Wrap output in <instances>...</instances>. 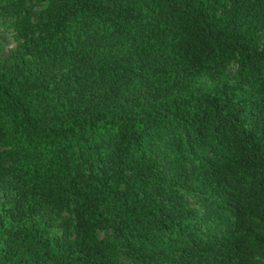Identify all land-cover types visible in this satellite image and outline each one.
<instances>
[{
    "label": "trees",
    "instance_id": "1",
    "mask_svg": "<svg viewBox=\"0 0 264 264\" xmlns=\"http://www.w3.org/2000/svg\"><path fill=\"white\" fill-rule=\"evenodd\" d=\"M28 4L0 47V264H262L264 0Z\"/></svg>",
    "mask_w": 264,
    "mask_h": 264
},
{
    "label": "rangeland",
    "instance_id": "2",
    "mask_svg": "<svg viewBox=\"0 0 264 264\" xmlns=\"http://www.w3.org/2000/svg\"><path fill=\"white\" fill-rule=\"evenodd\" d=\"M17 0H0V47L2 49V54L4 57L10 56L13 50L17 48L19 42L17 28V16L15 9L10 7ZM50 5V0H29V7L33 8V11L40 12L45 10ZM263 38V37H262ZM264 40V39H262ZM238 69V62L236 60L232 61L227 70V80L230 82L234 81V75ZM203 80H206L204 78ZM192 200V199H190ZM192 206L198 209L201 213L205 212V208L199 203L192 200ZM104 235V233H102ZM262 264H264V258L261 259ZM156 264H172L167 261H160Z\"/></svg>",
    "mask_w": 264,
    "mask_h": 264
}]
</instances>
